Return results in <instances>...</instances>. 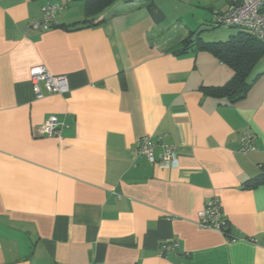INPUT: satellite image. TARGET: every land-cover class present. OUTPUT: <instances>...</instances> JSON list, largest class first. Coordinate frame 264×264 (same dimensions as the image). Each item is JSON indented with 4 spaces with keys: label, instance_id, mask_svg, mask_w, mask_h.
Masks as SVG:
<instances>
[{
    "label": "crops",
    "instance_id": "obj_1",
    "mask_svg": "<svg viewBox=\"0 0 264 264\" xmlns=\"http://www.w3.org/2000/svg\"><path fill=\"white\" fill-rule=\"evenodd\" d=\"M48 1L65 6L58 25L29 30ZM194 2L191 16L186 0H118L83 25L85 0H0V264H264V185L246 188L264 166V58L244 99L207 94L233 69L178 51L218 42L201 24L229 2ZM185 17L194 26L171 29ZM39 65L66 76L69 95L37 100ZM51 116L61 126L49 138ZM144 136L175 146L179 167L139 156ZM213 198L228 236L199 225Z\"/></svg>",
    "mask_w": 264,
    "mask_h": 264
},
{
    "label": "built area",
    "instance_id": "obj_2",
    "mask_svg": "<svg viewBox=\"0 0 264 264\" xmlns=\"http://www.w3.org/2000/svg\"><path fill=\"white\" fill-rule=\"evenodd\" d=\"M226 11L214 10L213 23L216 27L242 29L264 43V0H228ZM65 6L59 2L48 1L42 7V15L38 20H32L28 29L33 31H48L58 25V17ZM31 83L37 100H43L53 95H69L71 88L66 76L53 74L44 65L34 66L30 70ZM61 124L57 116L49 117L42 126V135L52 138L60 135ZM255 135L246 130L240 140L239 152L248 154L256 147ZM161 153L156 156L157 148ZM137 153L147 158L150 164L159 169L179 167V153L175 146L155 143L150 136L139 139ZM201 228L215 229L226 235L228 221L223 216L220 201L217 198L206 202L204 217L200 222ZM179 243H166L161 246L162 256L179 248Z\"/></svg>",
    "mask_w": 264,
    "mask_h": 264
},
{
    "label": "trees",
    "instance_id": "obj_3",
    "mask_svg": "<svg viewBox=\"0 0 264 264\" xmlns=\"http://www.w3.org/2000/svg\"><path fill=\"white\" fill-rule=\"evenodd\" d=\"M117 1L118 0H85L86 20L83 21L82 24H102L103 21L97 20L98 15L113 6ZM206 25L213 27V29L216 28L213 19ZM192 48L212 53L234 71L232 79L224 86L204 88L207 94L215 97H226L232 104L237 103L247 96L251 88V83L248 82L249 76L254 67L264 58V43L261 40L239 29V32L231 36L227 41L204 42L200 38L195 41L187 39L183 42L182 48L178 53L188 52ZM262 185H264V166L262 167L261 174L250 180L246 184V188L254 189ZM227 229L228 225L225 230L228 236Z\"/></svg>",
    "mask_w": 264,
    "mask_h": 264
},
{
    "label": "rangeland",
    "instance_id": "obj_4",
    "mask_svg": "<svg viewBox=\"0 0 264 264\" xmlns=\"http://www.w3.org/2000/svg\"><path fill=\"white\" fill-rule=\"evenodd\" d=\"M196 4L194 2V0H186V4H183L185 9H186V14L191 15L193 14V7L191 6L192 4ZM197 5V4H196ZM208 22L212 21V17H210L209 19H207ZM191 18L190 17H185L182 21H177L173 24H170V26H172L171 29L178 27V26H186V24H190L191 26H194V24L191 23ZM177 23V24H176ZM206 22H202L201 27H202V34H204V37L207 35L208 36H215L216 40H212V41H225L227 40L230 35L232 34H237L239 32L238 28H229V27H224V26H220V27H216L215 29H213V27H209L205 24ZM205 24V25H204ZM198 25V24H197ZM196 26V25H195ZM200 26H198L197 29H199ZM226 35V36H225ZM221 37H225L224 39H221Z\"/></svg>",
    "mask_w": 264,
    "mask_h": 264
}]
</instances>
